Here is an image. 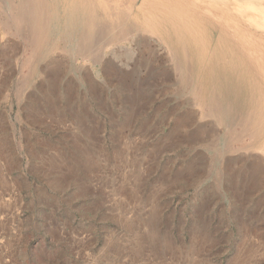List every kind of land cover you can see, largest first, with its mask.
Segmentation results:
<instances>
[{"label": "rangeland", "instance_id": "obj_1", "mask_svg": "<svg viewBox=\"0 0 264 264\" xmlns=\"http://www.w3.org/2000/svg\"><path fill=\"white\" fill-rule=\"evenodd\" d=\"M177 2L209 47L225 39L220 48L246 58L244 71L264 89V0ZM10 29L0 24V264H264V154L255 149L264 124L249 144L239 124L249 86L222 65L215 76L207 61L198 69L190 49L183 67L174 44L156 36L102 45L98 35L83 54L79 31L64 39L52 21L51 48L25 65L33 45ZM210 97L221 116L205 108Z\"/></svg>", "mask_w": 264, "mask_h": 264}, {"label": "bare ground", "instance_id": "obj_2", "mask_svg": "<svg viewBox=\"0 0 264 264\" xmlns=\"http://www.w3.org/2000/svg\"><path fill=\"white\" fill-rule=\"evenodd\" d=\"M139 0H16V3H9L10 5L7 7H5L4 5L0 4V16L2 18V20L0 21L1 26L3 27H10L12 28V30L14 29V31L22 38L24 39V41H27V43H29L30 45H33V48L31 47V49L29 51H27V56L25 57V60L23 62L29 63L33 61V57L37 54V52H41V46L45 45L47 46V48H51V46L49 47L48 45H46L47 43L50 44L48 42V25L49 23L52 22H62V24L64 25V29L62 31V36L64 39L70 38L71 36L74 35L75 31H79L77 36V40L79 41V45H81V51H83L84 53H87V55L89 54L88 52H90V50L92 49L91 47L89 48V46L92 44H94L96 37L98 35H100L101 37L104 38V43L102 42V45L106 43V45L110 42H116L118 41L117 39L120 40H126L129 39L128 42H131L132 39L137 40L139 39L141 42L146 38V36H153L152 38H154L155 36L158 39H163L166 42H171L174 44L175 48L178 49V51H180V55L181 59L183 58L182 61V66H188L189 65V59L190 56L192 55L190 52L193 53V55L195 56L196 60H197V65H198V69H202V63H204L205 61H207L208 66L210 65L209 69H208V74L210 76H215L217 73L218 68L215 67V65H222L221 67H223L226 71L230 72L232 75L235 76V79L238 83H243L244 85L249 86L250 88V92H251V98H250V104H249V108L248 109V113L245 112V114L247 113V116L243 114V116L245 117V119L243 120L240 127L242 128H238L242 131H244V133H242V135H248L249 143H252V141H254L253 143H255V141H257L258 139H261V137H263V129L262 125L264 124V89L261 87L260 83L255 81V77L252 76L248 71H244L243 69V65L244 62L246 60V58L241 57L237 51H234V49L232 48V46H229L228 48H220L221 44L226 45L227 41L225 39H223L221 36H219L217 38V40L214 42V45H212L211 47H209V43L212 42V40H207L205 38L204 32H202L201 28L199 27V24H197L198 22L196 21V18L191 17L192 15L189 14L188 11L184 10L180 3L177 2L178 0H141L138 3ZM206 11V10H204ZM195 19V20H194ZM51 25V24H50ZM78 27V28H77ZM50 29V28H49ZM11 30V29H10ZM8 31V30H7ZM3 32V31H2ZM223 32V31H222ZM5 33V32H3ZM50 33V31H49ZM224 33V32H223ZM2 34V33H1ZM5 34H3L4 37ZM14 35V34H13ZM1 36V35H0ZM2 37V38H3ZM51 37V36H50ZM99 37V36H98ZM1 38V39H2ZM62 38V37H61ZM141 38H143V40H141ZM157 38H155L157 40ZM21 40V39H20ZM116 40V41H114ZM150 40V39H149ZM162 40V41H163ZM50 41V39H49ZM56 41V40H55ZM76 41V40H75ZM78 41L76 42V44L78 43ZM102 41V40H101ZM160 41V40H158ZM157 41V42H158ZM162 41H160V43H162ZM96 42H98L96 40ZM147 42V40H146ZM152 41L150 40V43ZM155 42V41H154ZM23 43V42H22ZM66 43V41H65ZM99 43V42H98ZM134 43V42H133ZM145 43V41H144ZM142 43V44H144ZM153 43V42H152ZM159 43V44H160ZM165 42H163L162 45H166L164 44ZM26 44V43H25ZM57 44V43H56ZM63 44V43H62ZM101 44V43H100ZM99 44V45H100ZM139 44V43H138ZM91 45V46H92ZM97 47V44H94ZM140 45V44H139ZM147 47L151 44H144ZM143 45V46H144ZM153 45V44H152ZM12 46V44H11ZM14 48H16L17 45H15V43L13 44ZM105 46V45H104ZM141 46V47H143ZM161 46V45H160ZM170 46V45H169ZM54 47V46H52ZM56 47V45H55ZM54 47V48H55ZM77 47V46H76ZM93 47V46H92ZM103 47V46H102ZM154 47V46H153ZM166 47V46H165ZM13 48V49H14ZM22 49V47H20ZM24 48V47H23ZM44 48V49H47ZM145 48V46H144ZM150 48V47H149ZM156 48V47H155ZM154 48V49H155ZM168 48V47H167ZM166 48V49H167ZM12 49V50H13ZM17 51H19L20 49L17 47L16 48ZM15 49V51H16ZM48 49V50H49ZM97 49V48H96ZM100 49V48H99ZM146 49V48H145ZM151 49V48H150ZM153 49V48H152ZM151 49V50H152ZM159 49V48H158ZM171 49V47H170ZM190 49V52H189ZM10 50V49H9ZM43 50V49H42ZM53 50V49H52ZM64 50H66L64 48ZM137 50V49H136ZM149 50V49H148ZM147 50V52H148ZM157 50V49H156ZM155 50V52H156ZM161 50V49H160ZM163 50V49H162ZM161 50V51H162ZM14 51V53H15ZM56 51V50H55ZM60 51V50H59ZM92 51H95L92 50ZM165 50H163L164 52ZM171 51V50H170ZM169 49L168 52L166 51V54L170 53ZM224 51V52H223ZM20 52V51H19ZM17 52V53H19ZM47 52V51H45ZM44 52V54H45ZM54 52V51H53ZM153 52V51H151ZM150 52V53H151ZM158 52V51H157ZM162 52V53H163ZM249 52V51H248ZM55 53V52H54ZM57 53V52H56ZM95 53V52H94ZM96 53H98V51L96 50ZM95 53V57L93 56V58H101L102 52L101 54H96ZM100 53V51H99ZM137 53V52H136ZM159 53V52H158ZM161 53V52H160ZM10 54V53H9ZM41 54V53H39ZM44 54L43 57H44ZM65 54V53H64ZM82 53H80L81 55ZM171 54V53H170ZM16 55V53H15ZM41 55V57H42ZM74 55V54H73ZM86 55V54H85ZM84 55V56H85ZM91 55V54H90ZM98 55V56H97ZM173 55V54H172ZM176 54H174L175 56ZM83 56V55H82ZM164 56V55H163ZM166 56V55H165ZM15 57V56H14ZM89 58L92 56H88ZM104 57V56H102ZM158 57V56H157ZM13 58V57H12ZM22 58V57H20ZM40 58V57H39ZM51 58V57H49ZM53 58V57H52ZM53 60L55 59H52ZM81 58V57H80ZM83 58V57H82ZM38 59V58H37ZM36 59V60H37ZM45 59V57H44ZM92 60V58H90ZM103 59V58H102ZM168 59V58H167ZM165 61H168V60ZM170 59V58H169ZM16 60V59H15ZM49 60L48 58L45 59ZM50 60V61H51ZM61 60V59H59ZM143 60V59H142ZM152 60V59H151ZM172 60V58H171ZM39 61V60H38ZM43 61V60H41ZM44 61V62H45ZM97 61V60H96ZM176 61V60H175ZM179 61V60H178ZM20 62V61H19ZM55 62L57 64H59L58 60H55ZM54 62V63H55ZM92 62H95L92 60ZM158 62H160L158 60ZM34 63V61H33ZM33 63L31 66V71H33ZM47 63V62H46ZM45 63V64H46ZM49 63V62H48ZM55 63V64H56ZM104 63V62H103ZM102 63V65H103ZM163 63V62H162ZM175 62L173 61V64ZM188 63V64H187ZM21 64V63H20ZM39 64V63H38ZM55 64H51L48 65L49 67H53V65ZM105 64V63H104ZM161 64V63H160ZM22 65V64H21ZM47 65V64H46ZM45 67H48L46 66ZM52 65V66H51ZM60 65V64H59ZM58 65V67H59ZM100 65V64H99ZM106 65V64H105ZM39 66V65H38ZM41 66V64H40ZM108 66V65H107ZM106 66V67H107ZM176 66V68H178L179 66L177 65H173ZM171 66V67H173ZM181 66V67H182ZM28 67V66H27ZM57 67V68H58ZM104 67V66H103ZM170 67V68H171ZM35 68V67H34ZM40 68V67H39ZM42 68V66H41ZM44 68V66H43ZM42 68L41 73H43L42 71H44ZM55 68V67H53ZM216 68V69H215ZM46 69V68H45ZM48 69V68H47ZM46 69V70H47ZM59 69V68H58ZM57 69V70H58ZM66 69V68H65ZM167 69V68H166ZM169 69V68H168ZM165 70L164 75L166 76V74L168 75V72L170 71ZM186 69V68H185ZM113 70V69H112ZM189 70V68H188ZM230 70H232L235 74H233ZM56 71V70H55ZM85 71V70H84ZM88 71V70H87ZM115 71V70H114ZM159 71V70H158ZM163 71V70H162ZM173 73L175 70H172ZM172 71H170L172 73ZM259 71V68H258ZM36 72V69H35ZM86 72V71H85ZM89 72V71H88ZM178 72V71H176ZM34 73V71L32 72ZM31 73V74H32ZM45 73V71H44ZM48 73V72H47ZM90 73V72H89ZM107 73V72H106ZM172 73V74H173ZM35 74V73H34ZM49 74V73H48ZM190 74V73H189ZM187 72V69L184 71L183 69H181L180 71V78H186L187 75H189ZM30 75V73L28 74ZM43 75V74H42ZM89 75V74H88ZM163 75V76H164ZM171 74H169L168 76H170ZM31 76V75H30ZM46 77V74L43 75V77ZM49 76V75H48ZM52 76V75H51ZM51 76H49L51 78ZM115 76V75H114ZM133 76V75H132ZM167 76V77H168ZM174 76V75H173ZM172 76V77H173ZM178 76V75H177ZM29 77V76H28ZM60 77V76H59ZM88 77V76H87ZM170 76V78H172ZM121 78V77H120ZM134 78V77H133ZM178 80L180 79L179 77H177ZM42 79V78H41ZM136 79V78H135ZM159 79V78H158ZM161 79V78H160ZM164 80H166L165 78H163ZM173 81L175 79L172 78ZM171 79V81H172ZM122 80V79H121ZM162 80V79H161ZM176 80V79H175ZM177 80V81H178ZM186 80V79H185ZM55 81V80H54ZM57 81V80H56ZM91 81V80H90ZM109 81V80H108ZM160 81V80H159ZM169 81V83L171 82L170 80H167V82ZM176 81V82H177ZM180 81V80H179ZM184 81V79L182 80ZM47 82V79L46 81ZM88 82V81H87ZM111 82V81H110ZM122 82V81H121ZM135 82V81H134ZM155 82V81H154ZM181 82V81H180ZM180 82L178 84H180ZM189 82V81H188ZM187 82V83H188ZM49 83V82H48ZM113 83V82H112ZM27 84V83H26ZM47 84V83H46ZM52 84V83H50ZM54 84V83H53ZM90 84V83H89ZM128 84V82H127ZM23 85V84H22ZM187 85V84H186ZM190 85V83H189ZM48 86V85H47ZM179 86V85H178ZM201 86V85H200ZM50 88V87H49ZM91 88V87H90ZM174 88V87H173ZM193 89V87H191ZM200 88V87H199ZM213 88V87H212ZM93 89V88H92ZM153 89V88H152ZM143 90V89H142ZM191 90V89H190ZM194 90V89H193ZM213 90V89H212ZM92 91V90H91ZM152 91V90H151ZM153 92V91H152ZM135 94V93H134ZM138 94V93H137ZM146 94V93H145ZM54 95V94H53ZM213 95V93H212ZM69 96V95H68ZM140 96V95H139ZM215 96V93H214ZM213 96V97H214ZM194 97V96H193ZM192 97V98H193ZM213 97H210L209 100L206 101V103L208 104V106L206 105V107L209 108V114L210 115H220L221 116V110H220V106L216 103V99H214ZM142 98V97H141ZM200 102H201V97H199ZM218 101V100H217ZM219 103V102H218ZM226 104V101H225ZM201 105V104H200ZM128 106V105H127ZM226 107V106H225ZM241 107V106H240ZM248 107V106H247ZM133 108V107H132ZM149 108V107H147ZM203 108V107H202ZM246 108V106H245ZM197 109V108H196ZM204 109V108H203ZM246 109V110H247ZM130 110V109H129ZM170 110V109H169ZM187 110V109H186ZM190 110V109H189ZM141 111V110H140ZM129 112V111H128ZM138 112V111H137ZM170 112V111H169ZM188 112V110H187ZM191 112V111H189ZM189 112L187 114H189ZM193 115L191 113V116H194V113L196 114V116L194 118H197V114H199V112H195L193 111ZM205 112V110H204ZM132 113V112H131ZM178 113V112H177ZM182 113V112H181ZM186 113V112H185ZM202 113V112H200ZM186 114V115H187ZM208 114V112H207ZM208 114V116H209ZM186 115L184 117H186ZM190 115V114H189ZM188 115V117H189ZM206 115V114H205ZM204 115V116H205ZM242 115V114H240ZM183 117V116H182ZM172 118V117H171ZM177 118V116H176ZM190 118V117H189ZM201 118V117H200ZM220 118V117H219ZM179 119V118H178ZM185 119V118H184ZM203 119V118H202ZM243 119V118H242ZM214 120V119H213ZM217 120V119H216ZM220 120V119H219ZM181 121V120H180ZM185 121V120H184ZM124 122V121H123ZM219 122V121H218ZM221 122V121H220ZM219 122V123H220ZM241 122V120H240ZM77 123V121H76ZM180 123V122H179ZM177 122V124H179ZM225 123V121H224ZM147 124V123H146ZM176 124V123H175ZM182 124V123H181ZM173 125V124H172ZM238 125V124H237ZM101 126V125H100ZM139 126V125H138ZM141 126V125H140ZM181 126V125H180ZM203 126V125H202ZM130 127V126H129ZM210 127V126H209ZM208 127V129H209ZM230 127V126H229ZM238 127V126H237ZM196 128V127H195ZM121 129V128H120ZM128 129V128H127ZM136 129V128H135ZM192 129V128H190ZM225 129V128H224ZM102 130V129H101ZM123 130V129H122ZM129 130V129H128ZM138 130V129H137ZM136 130V131H137ZM207 130V129H206ZM220 130V129H219ZM217 133V139L219 140L220 134L221 132ZM232 130V129H230ZM86 131V130H85ZM203 131V130H202ZM209 131V130H208ZM89 132V131H88ZM197 132V131H196ZM217 132V130H216ZM203 133V132H201ZM209 133V132H208ZM238 133V132H237ZM236 133V134H237ZM240 133V131H239ZM238 133V134H239ZM87 134V133H86ZM143 134V133H142ZM189 134V133H188ZM231 134V133H230ZM229 134V135H230ZM237 134V136H238ZM120 135V133H119ZM144 135V134H143ZM216 135V134H215ZM228 135V134H227ZM228 135V136H229ZM241 135V134H240ZM239 135V136H240ZM241 135V136H242ZM90 136V135H89ZM167 136V135H166ZM172 136V135H171ZM178 136V135H177ZM176 136V137H177ZM201 137V135H199ZM169 137V136H168ZM231 137V136H230ZM229 138V137H228ZM234 138V136H233ZM236 138V137H235ZM240 139V137H238ZM207 139V138H206ZM197 140V139H196ZM200 140V139H199ZM231 140V139H230ZM263 140V139H262ZM193 141V140H192ZM229 141V140H227ZM226 141V142H227ZM244 141V140H243ZM177 142V141H176ZM228 143V142H227ZM230 143V142H229ZM229 143H228V147H229ZM260 145L256 146L255 144V149H257L260 153L264 154V140L258 142ZM207 144V143H206ZM231 144V143H230ZM180 145V144H179ZM227 146V144H225ZM252 145V144H251ZM240 146V145H239ZM246 146V145H245ZM244 146V147H245ZM253 146V145H252ZM152 147V146H151ZM227 147V148H228ZM244 147H239L242 148L244 150ZM248 146L245 147L246 150L251 149L250 147L247 148ZM253 147V148H254ZM253 148L251 150H253ZM151 149V148H150ZM230 149V147H229ZM236 149V148H234ZM228 150V149H226ZM237 150V149H236ZM241 150V149H238ZM255 151V150H254ZM240 152V151H239ZM256 152V151H255ZM258 152V154H260ZM231 153V152H230ZM252 153V151H251ZM254 153V152H253ZM256 154V153H254ZM256 154V155H258ZM249 155V154H248ZM151 156V155H150ZM252 156V155H251ZM262 155H258L256 156L259 157ZM264 156V155H263ZM255 156L253 155L252 159ZM251 158V157H250ZM255 158V159H256ZM260 158V157H259ZM258 158V159H259ZM262 158V157H261ZM254 159V160H255ZM261 160V159H260ZM235 162V160H234ZM256 164L262 163L258 162V160H255ZM92 163V162H91ZM248 165V164H247ZM262 167H264L263 165H261ZM258 167V166H257ZM260 167V165H259ZM260 168L263 169L264 168ZM221 168V167H220ZM254 168V167H253ZM255 169V168H254ZM257 169V168H256ZM255 169V170H256ZM259 170V169H258ZM258 172V171H255ZM262 172L259 170V173ZM224 173V172H222ZM245 174V173H244ZM249 175V174H248ZM256 175V174H255ZM253 175V176H255ZM184 176V175H183ZM264 176V175H263ZM255 179V178H254ZM251 182V181H250ZM252 185V184H251ZM259 186V185H258ZM248 188V187H247ZM129 189V188H128ZM127 191V190H126ZM240 192V191H239ZM245 192V191H244ZM129 194V193H128ZM236 194V193H235ZM241 194V193H239ZM240 197V196H239ZM146 198V196H145ZM263 199V198H262ZM147 202V201H146ZM263 213V212H262ZM137 217V216H136ZM139 220V217H138ZM141 220V219H140ZM144 220V219H143ZM264 220V219H262ZM257 221V220H256ZM144 222V221H143ZM146 222V221H145ZM144 222V223H145ZM148 222V221H147ZM131 223V222H130ZM249 223V222H248ZM256 224V223H255ZM260 224V223H259ZM248 225V224H247ZM152 227V224H151ZM254 227V226H253ZM251 227V228H253ZM258 227V226H257ZM150 228V226H149ZM248 228V227H247ZM261 228V227H260ZM148 229V228H147ZM155 229V228H154ZM244 229V228H243ZM151 230V229H150ZM153 230V228H152ZM151 230V232H152ZM254 230V229H253ZM259 230V229H258ZM154 233H156L155 230H153ZM166 231V230H165ZM248 231V229H247ZM148 232V231H147ZM259 232V231H258ZM153 233V232H152ZM153 233V234H154ZM165 234V233H164ZM167 234V233H166ZM259 234V233H258ZM155 235V234H154ZM160 235V234H159ZM192 235V234H191ZM203 235V234H202ZM195 236V235H194ZM140 237V236H139ZM156 237V235H155ZM160 237V236H159ZM158 237V238H159ZM168 237V236H167ZM166 237V239L168 240V238ZM173 237V236H172ZM142 238V237H141ZM151 238V237H150ZM198 238V237H196ZM263 238V237H262ZM156 239V238H155ZM166 239L163 240V242L166 243ZM189 239H191L189 237ZM194 239V238H193ZM192 239V240H193ZM199 239V238H198ZM150 240V239H149ZM171 240V239H170ZM174 240V239H173ZM169 241V240H168ZM177 241V240H176ZM205 241V240H204ZM137 242V241H136ZM139 242V241H138ZM145 242V241H144ZM143 242V243H144ZM160 242V241H159ZM162 242V241H161ZM171 242V241H170ZM169 243V245H171L172 243ZM174 242V241H173ZM202 242V241H201ZM200 242V243H201ZM140 243V242H139ZM149 242V246H150ZM156 243V242H155ZM181 243V242H180ZM204 243V242H203ZM147 244V243H145ZM144 244V245H145ZM196 244V243H195ZM142 242H141V246H142ZM143 245V246H144ZM175 245V244H174ZM199 245V244H198ZM154 246V245H153ZM173 246V244H172ZM197 246V245H196ZM195 246V247H196ZM202 246V244H201ZM147 247V246H146ZM177 247V246H176ZM180 247V246H179ZM174 248V246H173ZM201 248V247H200ZM177 249V248H176ZM193 249V248H192ZM138 250V249H137ZM145 250V249H144ZM155 250V249H154ZM168 250V249H167ZM173 251V250H172ZM140 252V251H138ZM171 252V251H169ZM184 252V251H183ZM189 252V251H188ZM173 254V253H172ZM236 257V256H235ZM231 264V263H230Z\"/></svg>", "mask_w": 264, "mask_h": 264}]
</instances>
